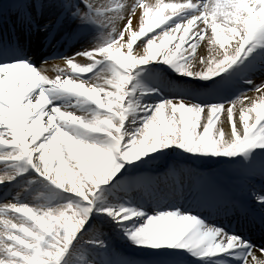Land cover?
I'll return each mask as SVG.
<instances>
[{
    "label": "snow or ice",
    "instance_id": "obj_1",
    "mask_svg": "<svg viewBox=\"0 0 264 264\" xmlns=\"http://www.w3.org/2000/svg\"><path fill=\"white\" fill-rule=\"evenodd\" d=\"M0 264H264V0H0Z\"/></svg>",
    "mask_w": 264,
    "mask_h": 264
},
{
    "label": "bare ground",
    "instance_id": "obj_2",
    "mask_svg": "<svg viewBox=\"0 0 264 264\" xmlns=\"http://www.w3.org/2000/svg\"><path fill=\"white\" fill-rule=\"evenodd\" d=\"M166 2H167V0H166ZM60 63H61V62H60L59 60L51 61V62L49 63V67L52 69V71H50V74H51V75H54V74H55L53 66L56 65V64H60ZM61 66H62V65H61ZM170 78H173V79H181V78L177 77L176 74H174V75L172 74V76H170ZM260 79H261V77L258 76V77H257V82H259ZM253 235H254V238H255L256 240H259V239H260V235L257 234L256 232H254Z\"/></svg>",
    "mask_w": 264,
    "mask_h": 264
},
{
    "label": "rangeland",
    "instance_id": "obj_3",
    "mask_svg": "<svg viewBox=\"0 0 264 264\" xmlns=\"http://www.w3.org/2000/svg\"><path fill=\"white\" fill-rule=\"evenodd\" d=\"M171 71V70H170Z\"/></svg>",
    "mask_w": 264,
    "mask_h": 264
}]
</instances>
